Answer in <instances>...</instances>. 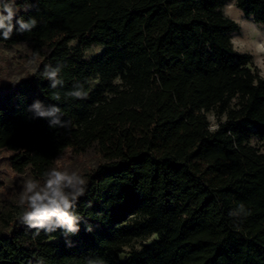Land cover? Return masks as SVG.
I'll return each mask as SVG.
<instances>
[{"label":"trees","instance_id":"obj_1","mask_svg":"<svg viewBox=\"0 0 264 264\" xmlns=\"http://www.w3.org/2000/svg\"><path fill=\"white\" fill-rule=\"evenodd\" d=\"M223 3L15 0L37 24L0 44L34 64L0 77V150L37 178L66 152L97 161L74 206L79 233L34 238L19 208L0 226V264H264V77L234 49ZM235 3L264 25V0ZM77 84L86 99L66 95ZM36 99L68 126L34 117ZM240 204L247 214L231 216Z\"/></svg>","mask_w":264,"mask_h":264},{"label":"clouds","instance_id":"obj_2","mask_svg":"<svg viewBox=\"0 0 264 264\" xmlns=\"http://www.w3.org/2000/svg\"><path fill=\"white\" fill-rule=\"evenodd\" d=\"M15 0H2L0 2V38L8 40L13 32H30L37 24L34 17L25 20L16 15L18 9L15 8ZM234 12L237 16H242L239 10L235 9V4H229L225 15L232 18ZM242 28L247 29V35L258 43V50L264 51V43H259V38L264 35L254 24L249 21L236 19ZM18 25V27H17ZM59 66L46 65L43 76L50 82V87L62 86L63 81L58 78ZM67 96L79 99H86L88 93L83 90V85H74L73 89L66 93ZM55 101H60L59 94L52 97ZM29 111L36 118H50L51 127H66L68 121L62 120L63 113L58 105L45 106L43 101L36 99L29 105ZM87 187V181L76 171L60 170L50 168L46 170L41 179L28 178L24 180L22 191L19 194L18 206L23 209L18 217L19 221L26 225L28 229L35 230L33 236H38L41 231L53 233L60 230L67 238L80 231L82 217L74 211V206ZM231 216L247 214L243 204L229 213ZM92 226L86 225L85 231L91 232ZM69 247L72 246L70 240H66ZM42 264V261H38Z\"/></svg>","mask_w":264,"mask_h":264},{"label":"rangeland","instance_id":"obj_3","mask_svg":"<svg viewBox=\"0 0 264 264\" xmlns=\"http://www.w3.org/2000/svg\"><path fill=\"white\" fill-rule=\"evenodd\" d=\"M229 4H235V9L242 13V16H237L234 12L231 19L235 22L237 18L249 21L251 24H254L257 28H259L262 34H264V25L255 22L252 16H246L241 9L237 7L235 0H224L221 7V11L224 15ZM237 24L238 29L229 33V38L234 49L239 52L249 53L253 58L254 65L258 68L261 76L264 77V51H259L258 43L254 42L253 38L247 35V29L242 28L239 23ZM75 43L76 41L71 42L72 45ZM259 43H264V35L260 37ZM22 49L23 48L21 47L17 50H9V48L0 44V77L10 76V72L11 75L18 77L25 75L26 72L28 73L32 71L34 60H26L24 57H20L22 55V51L18 50ZM100 50V45L92 44L90 47L85 49L84 54L86 57H91ZM209 119L212 123H215V117L213 114H209ZM253 141L256 142L257 140L254 139ZM9 156V151L0 150V226L3 225L4 218L7 214H9V217L13 216L17 210L21 208L18 206V199L19 194L22 191L24 180L28 178L41 179L35 177L31 173L16 172L11 166ZM96 161L97 156L94 152H89L80 156H75L66 152L58 158L52 168H58L69 172L76 171L84 177L85 173L95 165ZM141 241V239L135 240L133 244L135 246H139Z\"/></svg>","mask_w":264,"mask_h":264},{"label":"bare ground","instance_id":"obj_4","mask_svg":"<svg viewBox=\"0 0 264 264\" xmlns=\"http://www.w3.org/2000/svg\"><path fill=\"white\" fill-rule=\"evenodd\" d=\"M262 39V38H261ZM259 40H260V38H259Z\"/></svg>","mask_w":264,"mask_h":264}]
</instances>
